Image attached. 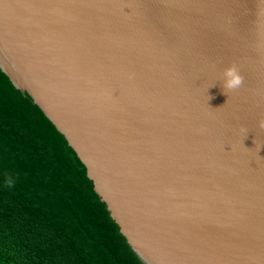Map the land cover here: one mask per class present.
Segmentation results:
<instances>
[{
    "label": "water",
    "instance_id": "water-1",
    "mask_svg": "<svg viewBox=\"0 0 264 264\" xmlns=\"http://www.w3.org/2000/svg\"><path fill=\"white\" fill-rule=\"evenodd\" d=\"M0 67L144 264H264V0H0Z\"/></svg>",
    "mask_w": 264,
    "mask_h": 264
},
{
    "label": "trees",
    "instance_id": "trees-1",
    "mask_svg": "<svg viewBox=\"0 0 264 264\" xmlns=\"http://www.w3.org/2000/svg\"><path fill=\"white\" fill-rule=\"evenodd\" d=\"M0 264H144L66 137L1 67Z\"/></svg>",
    "mask_w": 264,
    "mask_h": 264
},
{
    "label": "clouds",
    "instance_id": "clouds-1",
    "mask_svg": "<svg viewBox=\"0 0 264 264\" xmlns=\"http://www.w3.org/2000/svg\"><path fill=\"white\" fill-rule=\"evenodd\" d=\"M224 83L223 92L227 94L229 91L239 88L243 82L244 77L240 74V70L237 65L233 64L224 70ZM260 128L264 129V119L260 121ZM242 131H246L242 129ZM6 185L11 188L14 186V180L11 177L6 178Z\"/></svg>",
    "mask_w": 264,
    "mask_h": 264
}]
</instances>
